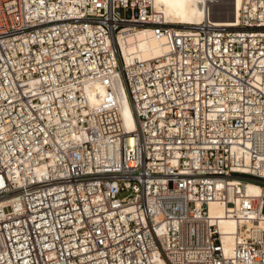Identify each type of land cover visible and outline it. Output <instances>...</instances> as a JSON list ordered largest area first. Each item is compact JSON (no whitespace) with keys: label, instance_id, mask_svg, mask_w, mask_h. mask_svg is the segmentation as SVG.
I'll list each match as a JSON object with an SVG mask.
<instances>
[{"label":"built area","instance_id":"2783aa9c","mask_svg":"<svg viewBox=\"0 0 264 264\" xmlns=\"http://www.w3.org/2000/svg\"><path fill=\"white\" fill-rule=\"evenodd\" d=\"M144 27L166 50L125 56ZM263 204L264 0L189 27L151 0H0V264H264Z\"/></svg>","mask_w":264,"mask_h":264},{"label":"bare ground","instance_id":"6f19581e","mask_svg":"<svg viewBox=\"0 0 264 264\" xmlns=\"http://www.w3.org/2000/svg\"><path fill=\"white\" fill-rule=\"evenodd\" d=\"M240 4L241 0H151L156 13H161L166 20L180 23L184 27H189L204 19L213 24L235 25L239 21ZM121 48L125 56L135 54L148 58L162 54L167 45L162 36L155 35L150 27H144L121 40ZM96 87L100 92L104 91V86L96 84ZM117 88L119 109L124 124L129 130L133 129L134 119L126 93L122 84H118ZM87 93L92 100L97 99L89 88H87ZM245 190L248 194L261 195L263 193L262 186L252 181L245 182ZM209 210L211 214H221L222 205L218 202H210ZM221 227L225 232H232L235 223L229 219H222ZM226 240L228 243L232 241L229 233L226 234Z\"/></svg>","mask_w":264,"mask_h":264},{"label":"rangeland","instance_id":"374dc122","mask_svg":"<svg viewBox=\"0 0 264 264\" xmlns=\"http://www.w3.org/2000/svg\"><path fill=\"white\" fill-rule=\"evenodd\" d=\"M123 85H124V91H125V93H126L127 100H128V102H129V106H130V108H131V103H130L129 96H128L127 89H126V87H125L124 82H123ZM237 175H240V174H237ZM262 211H264V204H263V206H262Z\"/></svg>","mask_w":264,"mask_h":264}]
</instances>
